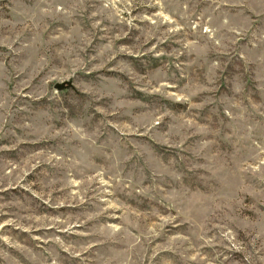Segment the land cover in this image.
Instances as JSON below:
<instances>
[{
	"label": "rangeland",
	"instance_id": "obj_1",
	"mask_svg": "<svg viewBox=\"0 0 264 264\" xmlns=\"http://www.w3.org/2000/svg\"><path fill=\"white\" fill-rule=\"evenodd\" d=\"M0 264H264V0H0Z\"/></svg>",
	"mask_w": 264,
	"mask_h": 264
},
{
	"label": "water",
	"instance_id": "obj_2",
	"mask_svg": "<svg viewBox=\"0 0 264 264\" xmlns=\"http://www.w3.org/2000/svg\"><path fill=\"white\" fill-rule=\"evenodd\" d=\"M67 85L66 84H56V88H58V89H61V88H64V87H66Z\"/></svg>",
	"mask_w": 264,
	"mask_h": 264
}]
</instances>
